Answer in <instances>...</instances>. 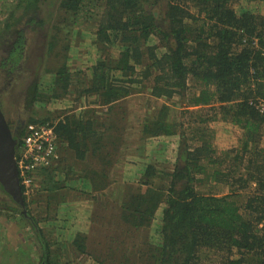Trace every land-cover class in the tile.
<instances>
[{
	"label": "trees",
	"instance_id": "obj_1",
	"mask_svg": "<svg viewBox=\"0 0 264 264\" xmlns=\"http://www.w3.org/2000/svg\"><path fill=\"white\" fill-rule=\"evenodd\" d=\"M30 1L18 0L5 8L0 34H7L9 43L33 42L20 25L27 15L32 13L27 21L32 18L35 31L46 22L33 12L39 0L25 12ZM253 2L258 0H246ZM59 9L58 24L68 19L73 25L86 22L98 57L87 70L73 71L69 56L63 55L57 69L48 67L55 77L47 87L45 80L39 84L33 76L29 106L35 113L40 106L67 98L73 102L71 110L85 98L84 106L89 107L25 119L14 136L17 159L30 123L54 127L60 158L35 174L33 192L24 194L26 214L0 184L10 200L0 214L28 222L39 236L40 223L59 221L52 201L61 207L67 195L58 191H76L80 199L95 204L100 191H110L114 195L108 221L117 226L113 238L119 242V237L131 234L142 245V264H198L207 251L212 264H264V115L249 103L250 97H264V14L242 0H60ZM57 32L48 35L49 54L55 43L63 42ZM70 48L64 46L66 52ZM137 93L167 103L140 122V155L133 156L127 146L135 134L128 133L116 105ZM218 119L243 132L239 146L223 150V156H218L212 126ZM170 136L178 137L174 163L163 157L164 149L158 151ZM69 152L85 163L80 170L71 165L70 179L65 167ZM138 174V179L130 178ZM40 175L42 182L37 183ZM56 176L60 179H53ZM217 183L230 191L213 192ZM91 213L90 219L99 218L97 209ZM36 238H41V264H57V256L75 261L82 258L78 252H88L84 233L71 240L59 238L61 242ZM69 243L79 251H72ZM117 246L109 247L108 257L101 261L95 253L89 259L126 264L128 254ZM209 254L220 260L214 262ZM26 264L35 263L27 259Z\"/></svg>",
	"mask_w": 264,
	"mask_h": 264
},
{
	"label": "rangeland",
	"instance_id": "obj_2",
	"mask_svg": "<svg viewBox=\"0 0 264 264\" xmlns=\"http://www.w3.org/2000/svg\"><path fill=\"white\" fill-rule=\"evenodd\" d=\"M17 1L18 0H0V20L3 18L4 13H6L5 8L7 6L9 8L13 7ZM30 2L31 3L27 5V10H25V12L31 10L35 3L34 0ZM242 2L245 6L247 5L254 10L257 8L249 3H246V0H242ZM38 3L40 5L39 8L35 7L36 9L33 8L34 11L33 9L32 11L35 12L34 14L37 16V18L35 17L36 19L45 17L46 22L44 25L41 27L37 26V31L33 30L34 25L33 21L31 22L32 18L27 21L32 13L27 15L25 21H20V25L24 29L25 36L28 38V41H33L32 43L26 42V52L23 59L25 63L22 70V74L24 75L22 77H24L25 80V84L22 85L25 86V89L29 88V90L33 86V76H38L37 81L39 84L42 82V80H45L47 82L45 86H49L55 77V73L50 72L47 69L49 66L50 68L55 67L57 69L58 66H60V64L64 61L63 55L69 56L67 63L69 64L70 69L73 71H76V69L87 70V67L98 57V51L92 43L93 31L89 30V28L86 26V22L83 21L84 23L79 22L76 25H73V21L68 19L65 25L58 24V21H60L59 15L61 13L59 9L60 0H39ZM1 24L2 23H0V25ZM60 28L62 29L60 30ZM56 29L60 31L57 32ZM56 32L59 33V37L62 38L63 42H61V44L55 43L53 52L49 54L46 52L48 51V40H50L48 35ZM8 44L10 43L8 42ZM67 44L71 45V48L68 52H66L64 49V46ZM6 48L7 47H4V45L1 46L0 54L6 55V52H4V49ZM57 53L59 54L56 55ZM28 96L29 95L27 93V100L23 101L18 98L11 101L9 100V102L5 100L4 105L6 107L5 109L7 110L6 114L11 123H15L18 119L20 121L26 119L27 121L32 117L40 118L47 115L51 110L55 111L54 113L61 114L59 109L68 108L67 110H69L73 103L67 98L58 99L56 103L53 102L52 105L47 104V106L44 105L43 107H38L37 111L34 113L33 107L29 106L30 101ZM183 100L184 103L187 102L185 99ZM84 103L85 98L83 101L81 99L80 106L72 108L69 110V112H80L84 108H88L89 106H84ZM164 103H167V101L164 99L152 98L148 93H137L134 96L121 101L119 105H116V107H119V115H123L124 122L126 125H128L127 128L129 127L128 133H133V135L135 134L134 136L130 135V139L132 140H130V143L127 146V153L133 156L140 155L136 147V131L140 128V122L146 115L152 113L154 108H158ZM207 108L208 107H206L205 110ZM56 109H58L60 113H58ZM171 109H177L180 117L182 118L183 109L180 106H178V108L176 107V109H173V107ZM213 125L216 130L215 146L218 150V156H223L222 151L225 149L239 146V139L243 133L239 126L233 125L229 122H222L220 119L212 121V126ZM168 139L171 141L165 143V146L163 145L164 141H162L161 145L158 147V151H161L160 148H162V150L164 149L163 157H168L170 162L174 163L178 148V137L170 136ZM262 146H264V141ZM84 164L85 163L83 162L77 161L72 153H66L65 167L70 173L68 174L69 179L74 174L73 170H71L72 166L75 168L77 167V169L80 170V166H83ZM168 167H172V165L168 164ZM139 176L140 175L138 174L137 177L132 176L130 178L132 180L138 179ZM53 179L58 180L60 179V176H56ZM41 180L42 176L40 175L38 176L37 183ZM60 184L62 185V183ZM214 186L213 192L217 194H225L230 191L229 187L222 186L220 184L218 185V183ZM65 191L66 190L57 192L59 195H67L65 196V202H63L64 204L61 207L56 206L55 200L52 201L51 209L55 210L56 219L59 221H53L51 222L53 224L50 225L40 223L43 230L42 234L39 236L48 240H52L53 242H61L58 240L59 238H62L63 240L68 238L71 240L75 238L76 234L84 233L88 252L84 254L80 253L74 244L69 243V248H71L72 251H77L78 255H80L82 258H78L75 261H69L67 259L61 261L57 256L54 258V261L57 262V264H101L94 259H89V256L95 253V257L101 261L108 257V253H110L109 247L115 248V245H118L116 247L117 249L120 247L126 251L125 254H128V256L124 254L128 258L126 264L144 263L145 260L139 251L142 249V245H138L133 240V237L130 236L131 234L119 237V242L117 241L118 237L113 238L115 236L114 231H116L114 229L117 226L112 221H108L109 217H111L109 214L112 211L111 203L113 198L111 196L114 195L112 192L108 191L106 195L105 192L102 194V191H100V199L97 204H95L94 201L80 199L76 191L70 194ZM57 193H54L55 198L59 199L60 196H58ZM7 202H10V200L0 187V211ZM94 209L98 210V215L100 214L98 219L95 217L90 219L92 216L91 212ZM8 216L9 214L7 212L0 214V264H26L27 259H29L31 263L41 264L40 258L43 251L41 249V238H36L39 237L36 235L37 231H34L28 222L21 219H9ZM47 227L50 229H47ZM49 230L52 231V234L48 232ZM119 233L120 231L117 230V234ZM138 233L139 232H137V234ZM112 241H116L118 243L110 245L113 244ZM207 254L208 251L206 254L199 256L198 264H212L210 258L207 259ZM209 257H211V254H209ZM211 259L214 262H218V260H220L218 259L217 255L216 257H211ZM117 263H120V261Z\"/></svg>",
	"mask_w": 264,
	"mask_h": 264
},
{
	"label": "built area",
	"instance_id": "obj_3",
	"mask_svg": "<svg viewBox=\"0 0 264 264\" xmlns=\"http://www.w3.org/2000/svg\"><path fill=\"white\" fill-rule=\"evenodd\" d=\"M255 42H258L257 40ZM260 80V78H258ZM249 103L264 115V97H250ZM24 147L21 157L17 159L20 184L24 194H31L35 174L46 167L53 165L59 158L57 139L54 127L50 123H30L26 126L23 137ZM17 158V155H16ZM263 224H260L262 227Z\"/></svg>",
	"mask_w": 264,
	"mask_h": 264
},
{
	"label": "flooded vegetation",
	"instance_id": "obj_4",
	"mask_svg": "<svg viewBox=\"0 0 264 264\" xmlns=\"http://www.w3.org/2000/svg\"><path fill=\"white\" fill-rule=\"evenodd\" d=\"M6 31L8 32V30ZM7 36V34H0V42H2L4 47H7L4 49L6 55L0 54V108L6 116L13 136H15L20 132L25 120L20 121L18 119L15 123H11L7 117V110L5 109L4 103L5 100L9 102V100L11 101L16 98L22 101L27 100L29 88H26V91L25 86L22 85L25 84L24 77H22L24 76L22 70L25 63L23 59L25 57L26 44H13L10 42L11 45L6 46V42H8Z\"/></svg>",
	"mask_w": 264,
	"mask_h": 264
},
{
	"label": "water",
	"instance_id": "obj_5",
	"mask_svg": "<svg viewBox=\"0 0 264 264\" xmlns=\"http://www.w3.org/2000/svg\"><path fill=\"white\" fill-rule=\"evenodd\" d=\"M17 140L0 108V184L12 199L20 204L27 213L25 198L20 184L16 158Z\"/></svg>",
	"mask_w": 264,
	"mask_h": 264
},
{
	"label": "crops",
	"instance_id": "obj_6",
	"mask_svg": "<svg viewBox=\"0 0 264 264\" xmlns=\"http://www.w3.org/2000/svg\"><path fill=\"white\" fill-rule=\"evenodd\" d=\"M255 4L258 5V10H255V11L256 12H261L262 14H264V1L263 0H258V2L251 3V5H253V6ZM225 123H227V122H225ZM213 129L215 130L214 125H213Z\"/></svg>",
	"mask_w": 264,
	"mask_h": 264
}]
</instances>
